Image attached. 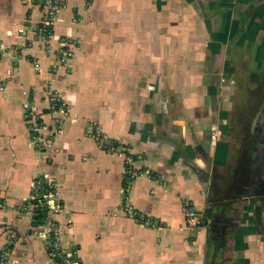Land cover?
I'll return each mask as SVG.
<instances>
[{
	"label": "crops",
	"instance_id": "obj_1",
	"mask_svg": "<svg viewBox=\"0 0 264 264\" xmlns=\"http://www.w3.org/2000/svg\"><path fill=\"white\" fill-rule=\"evenodd\" d=\"M65 1L44 53L40 37L28 44L39 0H0L3 264H55L19 210L38 176L57 182L61 246L81 264H264V0ZM67 36L80 42L68 67L49 71ZM49 85L69 109L56 131ZM27 102L41 136L55 131L45 147L22 120ZM88 124L131 158L126 193L124 155ZM124 200L155 225L128 219Z\"/></svg>",
	"mask_w": 264,
	"mask_h": 264
},
{
	"label": "built area",
	"instance_id": "obj_2",
	"mask_svg": "<svg viewBox=\"0 0 264 264\" xmlns=\"http://www.w3.org/2000/svg\"><path fill=\"white\" fill-rule=\"evenodd\" d=\"M66 5L67 2L65 0H39V9H41L40 19L38 23L30 29L32 31V39H30L28 44L36 42L37 37H41V42H44L45 44L44 49L49 52L51 49L50 41L53 36L51 34V29L55 21L54 18L56 17L57 12L61 8L63 9V7H66ZM22 31L27 32V30ZM73 40L75 39L73 38ZM58 46L59 47L57 49H59L61 53L66 51L72 54L73 52V48L68 47L65 43L64 46L60 44ZM25 48L28 49L27 47ZM60 62H63L62 58L60 61L58 60V63L56 61L52 65L53 71L56 72ZM48 91L49 94L46 95L44 100L46 103L47 115L50 121L56 126L62 122L64 117L68 115L69 109L64 99L61 98L55 90L50 88V85ZM26 108L31 109L32 107L28 104ZM35 118L39 119V116L37 117L35 115ZM29 123H32V128L30 130L35 133L31 134V139L33 141L39 140L40 127L37 126L36 122H33V120ZM84 133L96 141L99 148L116 155H124V164L126 169L124 170L125 173L120 192L126 193L131 180L134 178V171L130 164L131 158L125 156L123 153L124 150L120 148L119 143L106 140L101 135L100 131L95 129L92 124H88L85 127ZM51 180L44 176L36 177L33 187L31 188L29 199L19 206V210L30 214L33 218H38V223L40 224L38 236L43 237L46 240L47 254L55 264H81V261L75 252L68 253L63 250L61 246L60 238L65 229L57 219V216L61 212L59 189L57 187V182L53 180L52 182ZM121 208L125 216L130 220H134L144 226H152L155 223L153 218L135 209L127 200L123 201ZM183 212L185 216V224L188 227H195L200 224L201 218L191 204L185 203L183 206ZM0 264H3L2 254H0Z\"/></svg>",
	"mask_w": 264,
	"mask_h": 264
},
{
	"label": "rangeland",
	"instance_id": "obj_3",
	"mask_svg": "<svg viewBox=\"0 0 264 264\" xmlns=\"http://www.w3.org/2000/svg\"><path fill=\"white\" fill-rule=\"evenodd\" d=\"M90 1L91 0H83V5L84 6H88V4L90 3ZM69 3H67V5H66V7H69V5H68ZM37 6V5H36ZM65 7H63V9H64ZM61 10H62V8L57 12V14H56V17L54 18V24H53V26H52V29H51V34L54 36V29H55V26H56V21H57V15L61 12ZM38 11H39V14H41V9H39L38 8ZM74 20H78L79 19V16H77V15H75L74 17ZM40 19V18H39ZM32 32V31H31ZM68 37V39H64L65 37H62L61 39H62V41H60V45H63L64 46V43H65V45H67L68 47H70V48H73V46H77L80 42L79 41H77V40H73V37L72 36H67ZM38 38V37H37ZM41 38V37H40ZM60 39V40H61ZM39 46H40V48L42 49V51L44 52V53H47V51L44 49L45 48V44H44V42L42 43V44H39ZM17 47L18 46H11V47H9L8 49H9V51L11 52V53H16L18 50H17ZM19 47H22V46H19ZM25 47H27L28 48V45L27 46H25ZM59 47V46H58ZM2 49H3V39H2V37L0 36V52L2 51ZM23 49L25 50V48L23 47ZM25 51H27V50H25ZM64 53H61L60 52V50L59 49H57V50H55V57H54V61L51 63V64H49V67H48V70L49 71H52V72H55V71H53V68H52V65L57 61V63H58V60L60 61V59L62 58L63 59V62H60L58 65H59V67H68V64H69V58H72V54H70V53H68V52H66V51H63ZM27 57L28 56H26V59H27ZM36 64H38L37 62H36ZM57 70V69H56ZM0 89L1 88H3V83L1 82L0 83ZM47 89V88H46ZM49 94V91H47L46 93H45V95H48ZM45 98H46V96L44 97V100H45ZM43 102V101H42ZM45 102V101H44ZM67 103V102H66ZM27 105H28V102L27 103H25L24 104V111L22 112V120H23V122H26L27 124H26V126H27V130H29L30 132V134H35L34 132H32V130H30L31 128H32V123L30 124L29 122L31 121V120H33V122H36V124H37V126H39V127H41V128H44V124L43 123H41L40 121H38L39 119H37V118H35V115L38 117V115H39V113H37V111H36V108L34 107L33 109L31 108H26L27 107ZM35 109V110H34ZM44 109H46V103H45V107H44ZM36 119H37V121H36ZM63 121V120H62ZM42 124V125H41ZM54 126V125H53ZM50 127V126H49ZM60 127V123L59 124H57V126H56V129H55V131L58 129ZM51 130V129H50ZM54 131V132H55ZM54 132H50V134L52 133H54ZM44 135H42L41 136V134H40V139L39 140H34V143H35V146H37V147H39V148H41L42 146L43 147H45L46 145L44 144V143H46V141H48L49 139H50V137H49V133H47L46 132V130H44ZM32 136L30 135V138H31ZM32 140V139H31ZM33 141V140H32ZM51 180V179H50ZM53 180V179H52ZM51 180V181H52ZM54 181V180H53ZM52 181V182H53ZM56 182V181H55ZM156 223V222H155ZM155 223H154V225H155ZM201 223V222H200ZM225 244V243H224ZM223 243H222V246H220V248L221 249H223L224 247H225V245H224ZM224 246V247H223ZM215 251H217V248L215 249ZM228 253V252H227ZM229 261V260H228ZM216 263H217V260L215 261ZM211 264H213V261H211Z\"/></svg>",
	"mask_w": 264,
	"mask_h": 264
},
{
	"label": "trees",
	"instance_id": "obj_4",
	"mask_svg": "<svg viewBox=\"0 0 264 264\" xmlns=\"http://www.w3.org/2000/svg\"><path fill=\"white\" fill-rule=\"evenodd\" d=\"M35 219V221H37L38 222V218H34Z\"/></svg>",
	"mask_w": 264,
	"mask_h": 264
}]
</instances>
